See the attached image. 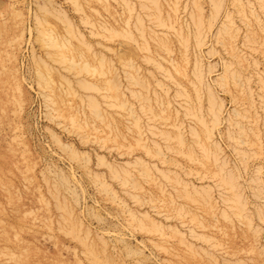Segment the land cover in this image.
I'll list each match as a JSON object with an SVG mask.
<instances>
[{
  "label": "rangeland",
  "instance_id": "obj_1",
  "mask_svg": "<svg viewBox=\"0 0 264 264\" xmlns=\"http://www.w3.org/2000/svg\"><path fill=\"white\" fill-rule=\"evenodd\" d=\"M0 264H264V0H0Z\"/></svg>",
  "mask_w": 264,
  "mask_h": 264
},
{
  "label": "bare ground",
  "instance_id": "obj_2",
  "mask_svg": "<svg viewBox=\"0 0 264 264\" xmlns=\"http://www.w3.org/2000/svg\"><path fill=\"white\" fill-rule=\"evenodd\" d=\"M152 2H154V1H152ZM215 104H216V103H215ZM216 106H217V105H215V106L213 105V107H215V109H217ZM213 107H212V108H213ZM217 107H218V106H217ZM212 108H211V110H212ZM218 108H219V107H218ZM213 110H214V109H213ZM217 110H218V109H217ZM217 110H214V111L216 112ZM219 111H220V110H218L217 112H219ZM211 112H212V111H211ZM215 112L211 113V114L214 116V117H213V118H214L213 121H216V120L218 119V117L216 116V113H215ZM216 117H217V118H216ZM211 143H212V142H211ZM217 148H218V147H217ZM123 168H124V167H123ZM109 169H110V168H109ZM110 170H111V169H110ZM121 170H122V168H121ZM112 172H113V171H112ZM115 172H116V171H115ZM123 172H124V170H123ZM126 173H127V172H126ZM229 175H230V174H229ZM115 176H116V175H115ZM232 177H233V176H232ZM232 177L230 176V177H228L229 179L226 178V179L223 180L226 184L228 183L229 186H231V187H232V182H231L230 178L232 179ZM232 181H233V180H232ZM235 187H236V186H235ZM236 199H239V197L236 198ZM235 202H236V201H235ZM142 216H143V215H142ZM143 217H144V216H143ZM145 218H147L146 215H145ZM133 219H134V218H133ZM135 220H136V219H135ZM142 220H143V219H142ZM145 220H146V219H145ZM156 228H157V227H156Z\"/></svg>",
  "mask_w": 264,
  "mask_h": 264
}]
</instances>
